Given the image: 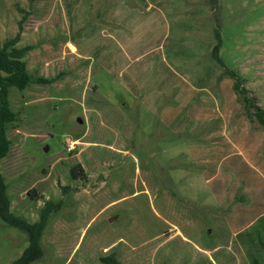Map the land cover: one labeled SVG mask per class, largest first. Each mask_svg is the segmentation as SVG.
Returning a JSON list of instances; mask_svg holds the SVG:
<instances>
[{
  "label": "rangeland",
  "instance_id": "1",
  "mask_svg": "<svg viewBox=\"0 0 264 264\" xmlns=\"http://www.w3.org/2000/svg\"><path fill=\"white\" fill-rule=\"evenodd\" d=\"M120 3L126 28L104 20ZM132 8L159 16L140 22ZM20 22L17 47L31 48L29 73L55 78L8 90L20 120L0 161L11 211L35 223L45 202H61L32 264H100L110 255L119 264H250L243 246L197 214L198 201L214 204L209 189L218 184L187 165L216 149L220 165L242 155L264 175V125L254 115L260 109L264 120V0H0V45ZM143 34L155 37L145 50ZM164 77L178 86L150 82ZM181 86L184 104L201 116L190 134L184 121L193 115L172 125L159 118L178 105ZM146 89L159 109L147 104ZM66 140L76 142L69 153ZM77 165L83 179L71 176ZM27 245L26 234L0 220V264Z\"/></svg>",
  "mask_w": 264,
  "mask_h": 264
},
{
  "label": "crops",
  "instance_id": "2",
  "mask_svg": "<svg viewBox=\"0 0 264 264\" xmlns=\"http://www.w3.org/2000/svg\"><path fill=\"white\" fill-rule=\"evenodd\" d=\"M131 11L133 12L132 16L134 18H139L140 22L142 17H147L149 19V17H153L151 16L153 14L158 15L155 10L145 12L132 8ZM128 17L129 14L126 12V3H120L116 5L114 11L110 12L109 17H106L104 20L106 22H112L114 25L126 28L124 22H127ZM76 18L77 14H74L73 19ZM103 30L104 29L102 27L100 32ZM151 40L154 42L155 37L143 34L137 44L145 50L151 47ZM115 60L118 61L117 58L112 61L114 62ZM153 80H155L156 85H158V81L171 82V89L178 86L177 83L170 77L151 78L150 82ZM181 87L182 89L177 96L179 99L178 105L172 107L174 105L173 102L167 105L164 113L160 114L159 118L164 121L165 124L172 125L180 115H184L185 117L193 115L192 118L189 117L184 121V129H186L187 133L190 134L195 129L199 120H201V116L199 115L200 112L198 113L197 109L194 110L192 108L193 110H191V106L184 104V95H187L189 92L185 91L187 89L185 88L186 86ZM183 88L185 89L183 90ZM145 99L149 106L159 109L157 108L159 104H156L158 102V98L155 94L149 92L147 93ZM171 131L179 133L173 129H171ZM217 143L219 148L227 146L225 142ZM216 154V149H210L199 155L195 161H192L196 163L197 166L191 165L192 163L187 165L190 167L191 173H196L198 176H202L205 182L208 181V176L213 175L214 181H217L218 184L215 188L212 187L209 189L214 200V204L207 207L199 201L196 203L192 201L194 196L191 197L190 203H196L195 206L197 207V214L200 213L199 216L202 219L208 220L213 229L214 225H218V228L222 230V234H224L230 241L233 243L237 242V244L243 246L249 261L250 255H259L256 258L264 260V248H258L257 251L253 250L256 246L264 247V175H259V169H256L251 160H246L242 155V159L229 160L230 162L227 165H220V160H215ZM191 167L196 169H192ZM230 174L233 176V179L231 180L229 179ZM213 206H222V209L216 214L215 210H208V208ZM197 220L199 219L197 218ZM257 223H259L257 230H253L251 232L247 231L248 228L252 229L253 225ZM259 229H261V232H259ZM209 232L210 228L208 229V233ZM222 234L220 235L222 236Z\"/></svg>",
  "mask_w": 264,
  "mask_h": 264
},
{
  "label": "trees",
  "instance_id": "3",
  "mask_svg": "<svg viewBox=\"0 0 264 264\" xmlns=\"http://www.w3.org/2000/svg\"><path fill=\"white\" fill-rule=\"evenodd\" d=\"M21 25L22 23L20 22V29L14 38L0 45V161L6 158L10 152L12 142L8 138V132L15 129L20 121L19 113L15 112L11 107L8 97L9 88L13 87L22 92L32 84L49 85L55 81V78L46 79L35 77L29 73L25 57L31 48L28 46L17 47L20 41ZM218 48L219 45H216L213 50V58L216 64L221 62L217 54ZM239 81L236 80L233 88L242 95L243 101L245 102L246 113L249 115L247 103H250V100L246 98L244 90H239L242 85ZM254 115L257 117L260 124L264 125V120L262 118L263 112L256 108ZM70 173L73 179H79L80 177L83 179V170L78 165L73 166L70 169ZM33 194L34 190L30 191L28 195L34 197ZM10 207L11 203L8 196V185L0 172V220L5 225L18 229L26 234L28 242L27 247L23 250L21 255L10 264H32L38 261L43 255L41 247L43 232L47 227L51 215L60 211L61 202H45L44 206L40 209L39 219L35 223H29L25 219L15 215ZM258 256L259 255H250V263L264 264L263 259L256 258ZM100 264H119V262L113 255H110L101 258Z\"/></svg>",
  "mask_w": 264,
  "mask_h": 264
},
{
  "label": "built area",
  "instance_id": "4",
  "mask_svg": "<svg viewBox=\"0 0 264 264\" xmlns=\"http://www.w3.org/2000/svg\"><path fill=\"white\" fill-rule=\"evenodd\" d=\"M75 141L74 140H66V151L69 153L74 150L75 147Z\"/></svg>",
  "mask_w": 264,
  "mask_h": 264
},
{
  "label": "water",
  "instance_id": "5",
  "mask_svg": "<svg viewBox=\"0 0 264 264\" xmlns=\"http://www.w3.org/2000/svg\"><path fill=\"white\" fill-rule=\"evenodd\" d=\"M77 122L79 123V124H81L82 123V121H81V119L79 118V119H77ZM114 218H110L109 220H108V222H112V220H113Z\"/></svg>",
  "mask_w": 264,
  "mask_h": 264
}]
</instances>
